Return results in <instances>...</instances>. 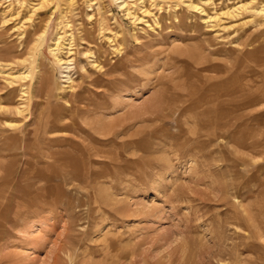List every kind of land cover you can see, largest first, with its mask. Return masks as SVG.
<instances>
[{
	"label": "rangeland",
	"instance_id": "374dc122",
	"mask_svg": "<svg viewBox=\"0 0 264 264\" xmlns=\"http://www.w3.org/2000/svg\"><path fill=\"white\" fill-rule=\"evenodd\" d=\"M17 1L0 0V69L28 75L0 73V264H264V15L144 0L137 24L51 0L26 21Z\"/></svg>",
	"mask_w": 264,
	"mask_h": 264
},
{
	"label": "bare ground",
	"instance_id": "6f19581e",
	"mask_svg": "<svg viewBox=\"0 0 264 264\" xmlns=\"http://www.w3.org/2000/svg\"><path fill=\"white\" fill-rule=\"evenodd\" d=\"M26 1L22 0L21 2L20 1L18 2V4L22 8L23 7L29 8L30 16H29V18H26V21H31L32 20L31 18H32L33 15H36L40 10L41 11L42 10L45 11L52 4L51 0H40V2L37 3V4H32L31 0H29V2H26ZM65 1L68 3V5H73L74 4V2H73L74 0H65ZM114 1L116 2V5H117L118 9H120V11L123 12V14L126 17V19H130V20H132V22L137 23V24H140L142 22H145L146 24H148L147 21H145V18L148 17L151 14V12L148 11L145 8L146 7L145 6L146 2L144 0H140L137 4H135V2L133 3L132 1H129V2H131V3H129L127 0H114ZM150 1H152L154 6H156L155 8H157L159 10H161V4L162 3L170 4L171 2H174V3H176V5H178V3H182L188 9H191L193 11H196V12L200 13V14H203L206 17V23L208 21H216V22L219 23V22L223 21L224 17H226V18L227 17H236L237 18L238 16H240L242 14V12L246 13L247 11H250V13L258 14V16L259 15H264V2L258 8H253V6L251 4L252 2L251 3H247V4L243 3V4H239L238 6H234L233 8L232 7L228 8V9L225 8L226 9L225 11H222L220 13L215 12V13H213L211 15V14L207 13L206 10L204 9V6L208 5L211 2L210 0H197V2H195V0H159L160 1L159 3H156L158 0L157 1L156 0H150ZM90 3L91 2H89V4ZM153 4H151V6H153ZM250 4H251L252 7L250 6ZM139 12L141 13V15H139ZM20 13H21V11L19 12L17 10H16V12L15 11H11V10H7V11L5 10V11L2 12V15L5 17L4 21L6 23V22H8L7 21L8 19L6 20L7 17H10L12 19L17 20L21 16ZM89 18L91 19L92 15L89 16ZM156 26H158V24H156ZM70 28H71L70 24L66 20L65 15L63 14L62 17L59 18V20H58L55 38L52 40L51 45L49 46L50 54L54 57L56 62L58 64L62 65V66L63 65H69L70 62L72 61V60L67 59V56H66V59L64 57L66 54L68 55L69 53H71L70 50L73 49V48L71 49V47H72L71 44L73 43L72 40H74V39H73L72 34L69 32V31H71ZM19 29H22V27H20ZM103 30H104V28L101 29L102 33L108 31L106 29L104 31ZM42 35L44 37V34H42ZM43 37L41 38V41L43 40ZM108 39L111 40L110 37ZM83 55H87V54H83ZM25 62L26 61L24 60L22 62V64L25 63ZM0 66H2V65H0ZM11 69H13V68L10 67L7 71L4 70V69H0V73L5 75L6 77H8L9 80L8 79H6V80L9 82L10 85L13 84L14 82H19L21 80L24 81V79H26L28 77V75H25L26 73H22V72L20 73L19 71L15 72V74H14L13 72H11ZM68 80L71 83V78L70 77H69ZM21 93L24 96L26 94V91H25V89L23 87H22ZM0 109L2 110V108H0ZM14 109H15L14 113H16L17 115H22V113H24L23 104H21L19 107L14 108Z\"/></svg>",
	"mask_w": 264,
	"mask_h": 264
}]
</instances>
